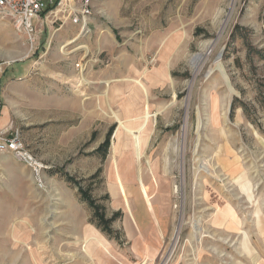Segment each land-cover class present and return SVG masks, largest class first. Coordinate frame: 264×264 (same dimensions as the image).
I'll list each match as a JSON object with an SVG mask.
<instances>
[{
	"label": "rangeland",
	"instance_id": "374dc122",
	"mask_svg": "<svg viewBox=\"0 0 264 264\" xmlns=\"http://www.w3.org/2000/svg\"><path fill=\"white\" fill-rule=\"evenodd\" d=\"M95 12L88 34L51 18L30 37L0 17V128L19 132L48 185L38 189L27 166L0 155V264H32L36 252L47 261L68 239L81 247L75 234L93 210L65 175L107 217L122 206L112 192L113 114L136 131L146 112L140 165L153 166L146 182L166 188L172 219L156 264H264V60L250 64L242 39L229 44L239 23L264 48V0H102ZM236 98L250 116L231 113ZM112 126L103 159L96 149ZM97 229L128 252L121 226L119 238Z\"/></svg>",
	"mask_w": 264,
	"mask_h": 264
},
{
	"label": "crops",
	"instance_id": "0c3cea01",
	"mask_svg": "<svg viewBox=\"0 0 264 264\" xmlns=\"http://www.w3.org/2000/svg\"><path fill=\"white\" fill-rule=\"evenodd\" d=\"M5 21L13 27L9 19L5 18ZM0 114L1 123L4 119L3 112ZM115 179L113 177V183ZM123 181L124 192L116 193L112 186L111 188L115 201L122 204L120 207H114V210L121 213L118 219H122L120 226L128 241L127 253L117 251L110 245L105 235L90 224L88 219L83 218L82 229L80 233L75 234L78 245L81 247L73 248V241L68 239L71 242L64 249L49 250L47 261L46 254L36 252L32 254L33 259L30 262L32 264H156V259L162 254L164 242L170 236L172 225L170 209L167 204L160 201L162 200L160 194L165 192L166 188L163 185L159 187L147 183L151 196V202H148L137 180L129 176L124 177ZM70 219V224L66 226H69L71 230L72 218ZM120 226H114L113 229L116 230ZM69 235L71 238L72 233L70 232ZM93 237L105 239L108 247L105 248L104 245L91 239Z\"/></svg>",
	"mask_w": 264,
	"mask_h": 264
},
{
	"label": "built area",
	"instance_id": "2783aa9c",
	"mask_svg": "<svg viewBox=\"0 0 264 264\" xmlns=\"http://www.w3.org/2000/svg\"><path fill=\"white\" fill-rule=\"evenodd\" d=\"M102 0H0V17L9 19L13 28L22 34L33 36L40 20H62L79 27L80 34L91 32L90 20L97 4ZM42 25V24H41ZM1 118V114H0ZM0 128V155L11 154L27 166L36 187L46 190L45 165L24 143L19 132ZM159 264H169L165 259Z\"/></svg>",
	"mask_w": 264,
	"mask_h": 264
},
{
	"label": "trees",
	"instance_id": "16d2710c",
	"mask_svg": "<svg viewBox=\"0 0 264 264\" xmlns=\"http://www.w3.org/2000/svg\"><path fill=\"white\" fill-rule=\"evenodd\" d=\"M254 33V30L252 28L243 26L239 23L235 24L231 31L230 35V42L229 44L232 45L235 43L238 39H242L243 43L247 50V59L250 64H253L254 58L258 57L261 60H264V48L260 49L254 46V44L251 41V34ZM262 94V92H261ZM263 99V98H262ZM241 106L243 107L244 111L248 116H250V111L248 106L238 100L237 98L232 102L231 105V113L233 114L235 109ZM262 106H264V100L262 102ZM115 130V127L112 126L110 130L108 131L106 138L103 143L99 145V147L96 149L97 153H102L103 159L107 157L110 145H111V137L113 135V132ZM65 177L68 179L69 182L73 183L77 188L78 192L80 194L81 200L86 202L89 207L93 210V216L90 220L93 224L97 226L102 232H104L106 235L110 237L119 238L116 232V230L113 229V223L120 217V212H115L112 214L111 217H107L105 206L100 204L98 200L92 195L90 192V189L85 188L81 181L75 180L72 176L65 175Z\"/></svg>",
	"mask_w": 264,
	"mask_h": 264
},
{
	"label": "bare ground",
	"instance_id": "6f19581e",
	"mask_svg": "<svg viewBox=\"0 0 264 264\" xmlns=\"http://www.w3.org/2000/svg\"><path fill=\"white\" fill-rule=\"evenodd\" d=\"M77 40H79V37L75 38L74 40H68L66 45L73 44ZM202 56L203 54H200L197 58H201ZM146 113L148 119L150 114L149 112ZM113 117L119 121V126L115 133L116 139L114 140V145H113V147L115 148L114 166L116 170L115 171L116 179L113 185L115 187L114 191L116 193L124 192L123 178L130 176L131 178L138 181V184L140 185V189L143 195L146 197L145 199H147L148 202H151V196H150L149 188L147 186L146 176L149 175L148 174L149 171V173L151 172V174L155 177V171L153 170V166L151 164H149L147 171L142 167V165H140V161L144 155L143 151L146 144L145 142L146 140L141 138L140 133L144 129L148 120L146 119V121H144V124L139 128V130L135 131L129 128L127 125H125V123L122 120H120V118L116 114H113ZM121 129H124V131H126L127 133L132 134L134 141L131 144L125 143L124 138H121V136L119 135ZM125 152H128L127 160L122 157L123 154H125ZM120 160H125L124 163L125 165H121ZM133 163L136 166H133ZM146 172L147 174L145 175ZM91 239L96 240L98 243L107 247V244L105 243L106 242L105 239L103 240L98 237H93Z\"/></svg>",
	"mask_w": 264,
	"mask_h": 264
}]
</instances>
